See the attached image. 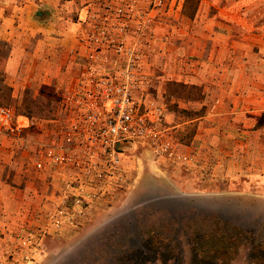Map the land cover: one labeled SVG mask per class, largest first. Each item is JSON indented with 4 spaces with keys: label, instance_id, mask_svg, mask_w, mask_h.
Returning <instances> with one entry per match:
<instances>
[{
    "label": "rangeland",
    "instance_id": "obj_1",
    "mask_svg": "<svg viewBox=\"0 0 264 264\" xmlns=\"http://www.w3.org/2000/svg\"><path fill=\"white\" fill-rule=\"evenodd\" d=\"M186 1L179 16L194 18L199 5L196 0ZM127 3L133 5L131 15L144 12L151 20L145 40V99L161 105L173 134L190 144L197 131L190 121L195 115L190 101H200L203 95L188 83L186 68L201 62L202 55H189L180 46L182 40L175 31L184 26L176 19L177 4L172 0H164L162 6L156 0H93L82 16L81 11L72 13L73 20L80 25L81 18L105 9L112 14L123 9L126 14ZM138 25L137 21L131 24L134 38ZM12 48L8 41H0V107L12 106L18 116L45 124L19 135L0 125V264H193L194 260L256 264L249 261V244L240 252L232 247L228 254L218 255L200 250L195 257L192 242L195 238L200 244L216 241L229 230L235 245L239 231L234 228L244 226L258 229L249 242L260 235L263 241L264 178L198 176L189 165L159 159L139 144L123 151L120 175L87 189L90 204L82 216L71 214L74 225L56 229L52 213L66 190L57 169L37 170L36 164L57 130L60 97L70 89L76 71L56 79V86H48L43 62L30 56L29 68L25 63L20 70L8 72ZM263 125L264 117L256 126ZM28 237L32 242L25 246Z\"/></svg>",
    "mask_w": 264,
    "mask_h": 264
},
{
    "label": "crops",
    "instance_id": "obj_2",
    "mask_svg": "<svg viewBox=\"0 0 264 264\" xmlns=\"http://www.w3.org/2000/svg\"><path fill=\"white\" fill-rule=\"evenodd\" d=\"M91 1L2 0L0 41L14 46L6 63L8 72L25 63L29 68L33 56L43 62L48 86L66 78L80 47L81 26L73 14H85ZM172 2L178 6L176 19L184 26L175 31L180 46L189 55H202L201 62L186 68L188 83L203 95L200 101H190L196 135L190 144L180 142L190 158V172L203 177L264 178V136L259 137L264 125L256 126L264 117V0H200L194 18L179 16L185 0ZM40 12L44 15L39 17ZM41 185L43 192L45 181Z\"/></svg>",
    "mask_w": 264,
    "mask_h": 264
},
{
    "label": "built area",
    "instance_id": "obj_3",
    "mask_svg": "<svg viewBox=\"0 0 264 264\" xmlns=\"http://www.w3.org/2000/svg\"><path fill=\"white\" fill-rule=\"evenodd\" d=\"M163 2L156 0L159 6ZM127 5L126 14L123 9L118 14L105 9L80 20L81 45L89 59L76 84L60 97L57 130L36 164L37 170L49 166L62 177L66 193L51 217L56 229L74 225L71 214L86 212L90 186L120 175L121 156L129 149L120 150L122 143L139 144L155 157L181 166L190 163L168 126L165 109L145 99V40L151 20L144 12L131 15L133 5ZM136 21L139 31L134 38L130 29ZM44 124L18 116L12 106L0 107V125L11 133ZM31 240L25 239L24 245Z\"/></svg>",
    "mask_w": 264,
    "mask_h": 264
},
{
    "label": "trees",
    "instance_id": "obj_4",
    "mask_svg": "<svg viewBox=\"0 0 264 264\" xmlns=\"http://www.w3.org/2000/svg\"><path fill=\"white\" fill-rule=\"evenodd\" d=\"M189 0L186 1V4ZM200 0H196V6L199 5ZM194 16V15H193ZM235 231H239V236H238V242L234 245L235 241L233 239V241L230 240L229 235H230V231H228V233H226L227 235L223 236V238H219L216 241H206L203 242L202 244H200L198 242V238H195L194 242H192V251H193V255L196 257L197 254L199 253V251H204L206 253H213L215 255L218 254H228L231 250H229V247L234 248V251L236 252H240L242 247H246L248 244L251 245V249L250 251L247 253L249 261L254 262L256 264H264V240L262 241L263 236L260 235L257 241L256 240H252L251 242H249L248 238L251 237H257L255 236L256 234V230L255 227L251 226H244V228L242 227V229H236L234 228ZM213 239V238H212ZM223 243L222 246L219 245L220 243ZM142 262V261H141ZM142 264H144V262H142ZM193 264H220L216 261H211V260H207V261H203L202 263H199L198 260H194ZM224 264H229V263H224Z\"/></svg>",
    "mask_w": 264,
    "mask_h": 264
},
{
    "label": "flooded vegetation",
    "instance_id": "obj_5",
    "mask_svg": "<svg viewBox=\"0 0 264 264\" xmlns=\"http://www.w3.org/2000/svg\"><path fill=\"white\" fill-rule=\"evenodd\" d=\"M82 33V32H81ZM80 33V34H81ZM82 39H81V36H79L78 37V43H79V46L80 47H78L79 49L76 51V55H78V58H77V61L78 60H80L79 62L80 63H78L77 64V69H74L73 70V68H74V66L73 67H71L70 68V70H69V72H68V74L71 76L72 75V72L73 71H76V75H75V77H70L71 79V82H73V84L71 85V86H73V85H75L76 84V82H77V79L79 78V75H80V72H81V70H82V68L85 66V64L87 63V61H88V59H89V57L87 56V54H86V49H84V47L81 45L82 44ZM77 63V62H76ZM76 63H74V64H76ZM68 76V75H67ZM67 90H69V89H66V91Z\"/></svg>",
    "mask_w": 264,
    "mask_h": 264
},
{
    "label": "water",
    "instance_id": "obj_6",
    "mask_svg": "<svg viewBox=\"0 0 264 264\" xmlns=\"http://www.w3.org/2000/svg\"><path fill=\"white\" fill-rule=\"evenodd\" d=\"M44 14L42 13V12H40L39 14H38V16L40 17V16H43ZM131 146V144H129V143H122V144H120L119 145V149L120 150H123L124 148H129ZM198 201H201V200H198Z\"/></svg>",
    "mask_w": 264,
    "mask_h": 264
}]
</instances>
